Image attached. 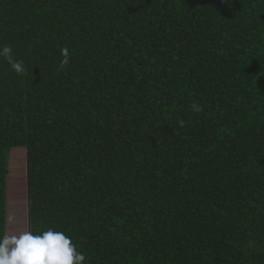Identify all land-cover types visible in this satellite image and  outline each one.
Instances as JSON below:
<instances>
[{"label":"trees","instance_id":"16d2710c","mask_svg":"<svg viewBox=\"0 0 264 264\" xmlns=\"http://www.w3.org/2000/svg\"><path fill=\"white\" fill-rule=\"evenodd\" d=\"M3 45L0 235L23 148L84 264H264V0H0Z\"/></svg>","mask_w":264,"mask_h":264},{"label":"clouds","instance_id":"9594fccd","mask_svg":"<svg viewBox=\"0 0 264 264\" xmlns=\"http://www.w3.org/2000/svg\"><path fill=\"white\" fill-rule=\"evenodd\" d=\"M61 51L64 59L60 67L63 68L69 63V50ZM0 56L7 58L17 73L24 71L23 61L12 59L11 46H0ZM192 107L194 111L200 110L198 105ZM180 124L183 126V121ZM13 221L14 217H7L8 223ZM85 260L84 254L62 231L49 228L41 232L24 230L18 234L0 235V264H84Z\"/></svg>","mask_w":264,"mask_h":264},{"label":"rangeland","instance_id":"374dc122","mask_svg":"<svg viewBox=\"0 0 264 264\" xmlns=\"http://www.w3.org/2000/svg\"><path fill=\"white\" fill-rule=\"evenodd\" d=\"M9 174L6 182L7 217H14L6 224L5 233L13 234L28 230V197L26 186V154L23 148L10 151Z\"/></svg>","mask_w":264,"mask_h":264}]
</instances>
